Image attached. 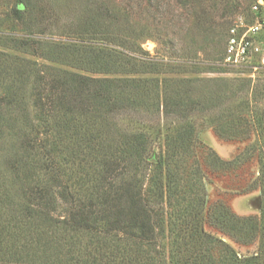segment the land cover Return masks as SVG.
Masks as SVG:
<instances>
[{"label": "rangeland", "instance_id": "obj_1", "mask_svg": "<svg viewBox=\"0 0 264 264\" xmlns=\"http://www.w3.org/2000/svg\"><path fill=\"white\" fill-rule=\"evenodd\" d=\"M254 1L0 0V264H86L85 244L99 238L85 234L70 249L41 229L39 219L22 217L28 202L23 192L32 177L16 171V161L24 157V136L41 129L39 102L45 101L51 79L60 73L112 75L93 72L106 59L95 55L91 35L104 29L97 23V9L103 15L109 9L117 17L116 32L124 47L163 64L157 73L141 74L155 78V86L147 83L140 99V110L149 119L121 116L114 123L121 132L148 136L151 150L137 168L142 190L152 197L172 180L180 193L169 212L178 214L189 194L196 193L204 199L207 231L231 245L239 257L257 250L264 240V66L237 67L222 59L228 29L244 17L249 20ZM165 92L186 99L189 111L178 117L179 110L170 108L164 116L159 101ZM85 126L82 120L73 131L81 136ZM69 141L73 147L77 137ZM63 157L65 180L75 181L77 167ZM82 167L86 173L88 168ZM211 207L259 223L223 231L210 224ZM18 215L22 218L15 220ZM160 239L166 253L158 257L146 249L149 253L138 258L141 264H172L164 260L171 232L166 229ZM87 249L95 253L91 264H105L100 261L104 250L94 245ZM222 264H231V256Z\"/></svg>", "mask_w": 264, "mask_h": 264}, {"label": "trees", "instance_id": "obj_2", "mask_svg": "<svg viewBox=\"0 0 264 264\" xmlns=\"http://www.w3.org/2000/svg\"><path fill=\"white\" fill-rule=\"evenodd\" d=\"M100 10L97 9L96 20L104 29H96L91 35L96 42L95 55L106 59L93 72L112 75L60 73L49 82L45 101L39 102L41 129L24 136L20 144L24 157L16 161L17 173L32 177L24 188L28 202L22 217L27 214L39 219L41 229L47 228L70 249L85 234L99 237L85 244L86 264L96 260L95 253L87 249L93 245L97 251L104 250L105 257H100V261L105 264H141L138 258L141 253H149L146 249L161 257L167 249V246L162 249L160 239L166 229L173 240L164 260L172 264H222L229 256L231 264H264V240L251 255L239 257L231 245L205 229L201 196L189 194L186 204L176 214L168 211L174 202L178 204L176 198L180 193L178 185H171L172 180L166 184L165 191L158 189L152 197L142 190L137 168L147 161L151 150L148 136L141 131L121 132L114 123L121 116H136L133 119L138 122L149 119L140 110L144 105L140 99L145 95L147 83L150 88L155 86V78L141 74L157 73L163 64L124 47L116 32L117 17L109 9L106 15ZM223 55L224 50L222 59ZM127 73L134 75L125 76ZM165 93L159 101L164 116L171 112L170 108L179 110L178 117L189 111V107L184 108L186 99ZM82 120L88 126L78 136L73 127ZM73 135L77 141L71 147L69 140ZM60 143L62 149L57 148ZM62 156L69 157L72 167H77L79 177L75 181L65 180ZM82 165L88 168L86 173ZM90 170H93L91 175ZM23 179L27 181L26 177ZM207 213L210 224L223 231L236 224L259 223L252 218L236 219L222 207H211ZM22 217L18 215L15 220ZM171 217L175 220L171 221Z\"/></svg>", "mask_w": 264, "mask_h": 264}, {"label": "built area", "instance_id": "obj_3", "mask_svg": "<svg viewBox=\"0 0 264 264\" xmlns=\"http://www.w3.org/2000/svg\"><path fill=\"white\" fill-rule=\"evenodd\" d=\"M250 14L227 31L223 61L228 65L264 66V0H255Z\"/></svg>", "mask_w": 264, "mask_h": 264}]
</instances>
